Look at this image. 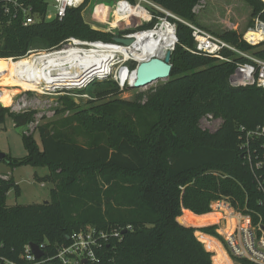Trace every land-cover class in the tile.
Instances as JSON below:
<instances>
[{
  "label": "trees",
  "instance_id": "1",
  "mask_svg": "<svg viewBox=\"0 0 264 264\" xmlns=\"http://www.w3.org/2000/svg\"><path fill=\"white\" fill-rule=\"evenodd\" d=\"M93 1L68 9L61 20L24 26L19 18H6L0 24V58L25 57L30 50L58 46L68 37L114 42L122 32L95 30L85 23L82 9ZM153 1L179 19L197 24L193 8L200 0ZM244 1L252 9L249 25L257 16L264 21V2ZM33 5L44 11L42 0H34ZM173 21L177 42L170 76L163 84L134 100L116 97L88 107L61 95L63 107L55 112L70 110V114L37 127L40 145L32 134L22 133L25 157L5 155L2 161L11 167L47 168V174L34 177L53 187L48 204L8 205L7 192L13 189L19 195L20 188L12 177L0 178V258L23 264L21 255L30 243L43 245V258H52L69 243L72 233L94 226L119 230L120 235L109 238L96 251L98 261L89 264H230L222 245L212 237L220 238L217 225L185 226L184 213L192 224L216 223L221 214L211 211L210 203L226 199L250 214L254 223L260 217L264 224L261 194L242 158L239 131L264 124V89L230 86L235 62L246 58L224 51L233 61L221 62L192 53L190 28ZM218 36L264 59V41L250 45L233 30ZM3 63L0 60V104L9 105L12 91L5 87L29 89L10 83ZM90 84L95 86V100L120 91L111 79ZM7 115L14 127L21 128L35 121L36 111L0 106V124ZM206 115L220 119L213 131L200 125ZM258 152L264 158V148ZM196 230L211 236L196 233L202 243Z\"/></svg>",
  "mask_w": 264,
  "mask_h": 264
},
{
  "label": "built area",
  "instance_id": "2",
  "mask_svg": "<svg viewBox=\"0 0 264 264\" xmlns=\"http://www.w3.org/2000/svg\"><path fill=\"white\" fill-rule=\"evenodd\" d=\"M33 1L0 0V24L6 18L8 20L19 18L21 24L24 26L53 19L61 20L68 9L82 7L86 0H42L45 4L44 11L36 9ZM262 1L264 2V0ZM98 7L106 8L103 16ZM85 10H87L89 20L84 21L92 29L106 32L119 31L122 32L121 37L123 38L146 40L154 36L151 34L153 31L173 32L175 42L171 50L174 49L177 42L176 24L173 20H180L191 30V36L195 43L194 49L190 50L192 53L210 56L221 62L233 61L232 56L224 54V51H229L236 57L246 58L245 61L235 62L234 70L228 78L230 86H256L264 89V59L258 58L248 51L237 49L235 46L197 24L179 19L171 11L153 0H114L112 6L101 2L89 3L82 9L81 14L83 19ZM133 18L136 19L137 25L132 29V26H129V21ZM154 18L156 21L151 27L141 28V26L151 22ZM248 29L260 32L262 38L254 43L245 38V30L242 34V39L245 42L255 45L264 41V21L259 16L253 18V24ZM98 43L116 54V57L112 60V65L104 76H89L78 80H74L73 77L68 76L57 78L60 74L59 72H54L52 67L44 68L42 73L48 76L49 81H41L40 85L44 89L43 91L61 95H69L73 94V92L79 93L77 91L85 89L95 79H102L104 77H110L117 84L120 91L128 86H132L133 81L130 82V76L134 75L135 68L139 62L131 57L125 58L118 52L119 48L126 46L121 43L88 41L76 37H68L58 46L45 50L33 49L28 51L26 56L40 58L60 53H69L72 56L75 54L74 51L79 52V50H82L86 52ZM9 58L17 62L24 57ZM119 58L120 60H118ZM130 62L133 63V66L132 63L129 64ZM132 80H134V77ZM1 93L2 90L0 88ZM212 119V115H206L200 119V124H202V121L209 124ZM203 128H207V126ZM239 131L241 155L244 163L250 170L256 189L261 194L258 202L264 206V158L258 152V148H264V141L262 140L264 138V124L257 125L255 128L249 130L240 127ZM0 178L7 179L8 176L0 175ZM210 208L211 211H219L221 214V217L215 224L217 225L216 232L220 236L218 240L232 264H264V224L261 218L259 217L254 223L250 214L234 208L226 199L213 200L210 203ZM119 235V230L105 231L94 226H87L72 233L69 237V243L58 248L54 257L43 258L42 256L39 259L35 258L31 252L30 245L26 244L21 255V260L24 262L23 264H82V260L86 261L85 264L94 263L99 259L96 251L109 238L119 237ZM38 247L42 250L43 245H39ZM53 260L56 263H51ZM0 264L16 263L6 258H0Z\"/></svg>",
  "mask_w": 264,
  "mask_h": 264
},
{
  "label": "rangeland",
  "instance_id": "3",
  "mask_svg": "<svg viewBox=\"0 0 264 264\" xmlns=\"http://www.w3.org/2000/svg\"><path fill=\"white\" fill-rule=\"evenodd\" d=\"M100 2L108 6H112L114 0L93 1V3H100ZM49 10L51 11L50 7ZM193 11L196 14L197 24H199L206 30L210 31L212 34L218 36L223 32L229 30L236 31L237 33L242 35L243 32L247 30L248 27L250 26L249 22L251 20L252 9L244 0H200L198 4L194 6ZM86 16H87V10L84 11V20L87 21L89 20V16L87 17ZM136 25H137L136 19L133 18L129 21V26H132L131 27L132 29ZM35 50H45V48H37ZM120 58L118 60H120ZM131 63L132 62H130L129 64ZM107 79H111V78L104 77L102 79H95L94 81H103ZM167 79L158 80L149 85L139 88L128 86L127 88H124L123 91L121 92L119 91L117 94L110 95L105 99H101V100H95L94 97L95 86H92L91 84L85 89L77 91L79 93L73 92V94H69L67 96H69L71 100L80 107H88L116 97L126 100H134L137 97V95L144 94L145 92L147 93L153 88L163 84ZM5 88L12 91L11 92L12 103L9 105L0 104V106L9 107L12 111H16V112L25 111V110L36 111L35 121L32 122V124L29 126L21 127V128L14 127L11 117L8 115L6 116L5 121L0 124V152L7 156H10L11 158L20 159L25 157L27 154V151L21 139L22 133L32 134L37 144L40 145L41 142H40L39 134L37 132V127L46 122L54 121L61 117L67 116L68 114H70L71 111L68 110L65 111L64 113L55 112L56 109H61L63 107L62 102L59 100L61 94H54L43 91L44 90L43 88L41 89L39 88L37 91L24 90L21 87L8 86ZM62 96H66V95L62 94ZM219 123H220V119L213 117L212 121L209 124L202 121V124L200 125L202 128L207 126L206 129L213 131ZM0 173H9L10 175H12L13 180L16 182V184H18L20 188L19 195H16L13 189H10L7 192L6 203L8 205L44 203L45 200L47 201V204L49 203L50 200L49 191L53 187V184L51 182H40L38 179H35L34 177L35 174H37L38 176H44L45 174H47L48 173L47 168L35 167L24 164L11 167L7 162L0 161ZM181 219L185 223L183 225L192 226L194 228L216 224V223H211L206 225H199V224L189 223L186 219L185 213ZM196 233L208 235L205 234L204 232L196 230L195 236L197 239L198 237ZM212 237L218 240L217 237L215 236ZM198 240L201 241L200 239ZM213 255L214 253L212 252V256ZM227 260H229L230 264H232L229 256Z\"/></svg>",
  "mask_w": 264,
  "mask_h": 264
},
{
  "label": "bare ground",
  "instance_id": "4",
  "mask_svg": "<svg viewBox=\"0 0 264 264\" xmlns=\"http://www.w3.org/2000/svg\"><path fill=\"white\" fill-rule=\"evenodd\" d=\"M103 14L106 11L104 7H98ZM154 36L152 38L143 40L137 39L126 45L124 48H119L118 52L125 58H134L137 62L145 61L150 57H161L171 50L175 37L173 32H152ZM245 38L253 41L254 43L260 40V32H256L248 29L245 34ZM117 48V47H113ZM75 54L60 53L54 56L33 58V56H26L15 62L10 58H0L4 60L3 69L6 72L8 81L14 85L25 87L29 90L37 91L41 89V81H49L48 76L42 73L44 68L52 67L54 72L60 74L57 78L61 77H73L74 80L80 78L94 76H104L110 66L112 60L116 57V54L101 44H95V47L89 51L79 52L74 51ZM134 75L130 76V82Z\"/></svg>",
  "mask_w": 264,
  "mask_h": 264
},
{
  "label": "water",
  "instance_id": "5",
  "mask_svg": "<svg viewBox=\"0 0 264 264\" xmlns=\"http://www.w3.org/2000/svg\"><path fill=\"white\" fill-rule=\"evenodd\" d=\"M115 43H121L124 45H129L133 41L132 38H123L118 35H115L113 38ZM172 50H168L161 57L155 56L149 58L148 60L141 61L137 64L134 73V81L132 87L139 88L149 85L155 81L167 79L170 76L172 64L170 63ZM5 158V154L0 152V161ZM44 204H47V201H44ZM179 222V220L177 219ZM180 223V222H179ZM31 252L35 258H42L43 251L34 243H30ZM82 264H85L86 261L82 260Z\"/></svg>",
  "mask_w": 264,
  "mask_h": 264
},
{
  "label": "crops",
  "instance_id": "6",
  "mask_svg": "<svg viewBox=\"0 0 264 264\" xmlns=\"http://www.w3.org/2000/svg\"><path fill=\"white\" fill-rule=\"evenodd\" d=\"M0 175H6V176H8V178H9V177H13V176L10 175L9 173H0ZM183 210L190 211V210H188V209H183ZM212 225H213V224H212Z\"/></svg>",
  "mask_w": 264,
  "mask_h": 264
}]
</instances>
